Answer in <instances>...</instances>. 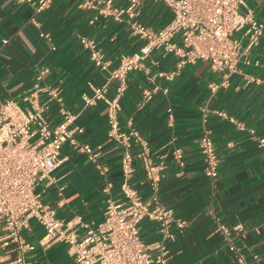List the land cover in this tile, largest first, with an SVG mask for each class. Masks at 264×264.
I'll list each match as a JSON object with an SVG mask.
<instances>
[{
  "label": "crops",
  "instance_id": "0c3cea01",
  "mask_svg": "<svg viewBox=\"0 0 264 264\" xmlns=\"http://www.w3.org/2000/svg\"><path fill=\"white\" fill-rule=\"evenodd\" d=\"M244 2L243 13L252 11L264 21V0ZM81 4L82 0H53L38 13L32 5L0 0V100L20 102L38 73L49 70L43 84L61 89L67 108L78 116L74 127L84 131L76 139L95 150L114 184L113 195L120 200L124 148L109 138L107 105L101 101L86 107L82 99L93 95L91 86H103L107 74L93 65L80 39L96 40L112 68L122 56L140 52L144 42L133 35L126 14L116 20L99 14L105 7L99 0H91L89 7ZM113 6L126 9L129 2L114 0ZM136 11L138 22L156 31L173 19L172 11L155 0H145ZM177 63V57L156 51L145 61V69L131 72L120 114L122 127L137 129L148 142L153 165L164 167L159 181L161 204L187 223L182 232L173 228L175 238L167 244L169 264H264V146L260 144L264 138V36L252 51L250 64H241L239 72L227 80L209 63L189 64L181 70ZM172 74L173 79H167ZM251 78L260 82L248 83ZM115 88L113 83L108 97H113ZM146 91L152 93L150 100L144 98ZM218 111L243 124L244 130L219 117ZM45 117L51 124L61 121L57 104L50 105ZM204 128L220 162L216 179L206 175L199 149ZM176 150L183 154L181 163L175 158ZM139 152L134 147L131 185L149 201L153 194ZM62 159L53 183L40 188L43 202L65 222L81 217L90 226L99 225L107 199L105 178L71 143L63 146ZM218 222L243 226L244 231L233 238L236 251L216 232ZM139 228L155 254L161 245L159 225L146 219ZM78 230L84 237L86 230ZM44 234L36 222L23 234L34 247L27 254L31 264H76L66 244L47 242ZM17 255L11 244L1 250L0 264H11Z\"/></svg>",
  "mask_w": 264,
  "mask_h": 264
},
{
  "label": "built area",
  "instance_id": "2783aa9c",
  "mask_svg": "<svg viewBox=\"0 0 264 264\" xmlns=\"http://www.w3.org/2000/svg\"><path fill=\"white\" fill-rule=\"evenodd\" d=\"M16 1L34 6L38 13L53 3V0ZM99 1L105 6L99 11L100 15L120 20L126 14L133 35L144 42L140 52L122 56L119 65L112 68L96 40L85 36L80 39L82 47L90 53L93 65L107 74L104 85L91 86L93 95H84L82 99L86 107L101 101L107 105L109 138L124 148L122 198L117 200L113 195L114 184L106 177L108 170L99 162L95 150L76 139V135L84 131L74 127L78 116L67 108L61 89L43 84L49 70L39 72L32 88L23 94L20 102L0 100V252L15 245L18 255L11 264H31L27 254L34 247L23 234L30 230L32 222L44 229L43 239L47 242L66 244L76 264H169L167 244L175 238L173 228L182 232L187 223L160 202L159 181L164 167L153 165L148 142L137 129H124L121 125V102L128 89L129 74L145 69V61L154 52L162 51L178 58L177 70L206 62L227 80L239 72L241 64H250L252 51L264 36V21L258 20L252 11L242 12L244 0H155L173 13L172 21L159 31L144 27L137 20V7L145 0H128L126 9L115 8L114 0ZM89 6H92L91 0H82L81 7ZM167 79L172 80L173 74ZM251 82L260 81L251 78L248 83ZM113 83L116 88L110 98L108 93ZM42 96L45 101H41ZM144 98L150 100L152 93L146 91ZM52 103L58 106L61 117L58 124L49 123L45 117ZM203 112L206 123L207 111ZM217 115L230 119L244 130L243 124L235 122L225 112L218 111ZM66 143L87 156L105 178L104 220L97 226L84 223L81 217L65 222L43 202L40 188L53 183V173L63 163L62 150ZM260 144L264 146V138L260 139ZM136 146L140 148L137 157L143 159L150 181L153 195L149 201H145L131 185ZM199 149L205 158L206 175L218 178L220 162L215 143L205 128ZM174 155L181 163V150H176ZM146 219L159 225L161 245L155 254L141 237L139 226ZM78 228L86 230L84 237L80 236ZM239 231H244L241 224L229 227L223 222L217 223L216 232L226 239L232 251H236L233 238Z\"/></svg>",
  "mask_w": 264,
  "mask_h": 264
}]
</instances>
